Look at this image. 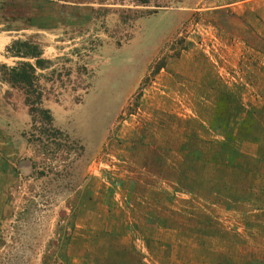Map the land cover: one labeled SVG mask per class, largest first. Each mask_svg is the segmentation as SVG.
<instances>
[{"label":"rangeland","instance_id":"rangeland-1","mask_svg":"<svg viewBox=\"0 0 264 264\" xmlns=\"http://www.w3.org/2000/svg\"><path fill=\"white\" fill-rule=\"evenodd\" d=\"M0 264H264V0H0Z\"/></svg>","mask_w":264,"mask_h":264},{"label":"trees","instance_id":"trees-1","mask_svg":"<svg viewBox=\"0 0 264 264\" xmlns=\"http://www.w3.org/2000/svg\"><path fill=\"white\" fill-rule=\"evenodd\" d=\"M6 53L10 58L19 60H34L35 63L22 62L17 67L8 68L7 83L14 88L21 90L27 100V104L31 107V113L36 123L38 121L51 122V115L48 110L43 109L42 93L38 89L37 69L44 68L43 50L29 42L14 41L6 48ZM164 68V65L158 68V71ZM42 119V120H41Z\"/></svg>","mask_w":264,"mask_h":264}]
</instances>
